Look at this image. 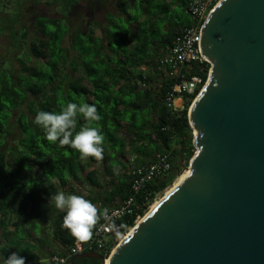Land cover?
I'll use <instances>...</instances> for the list:
<instances>
[{
    "label": "trees",
    "instance_id": "1",
    "mask_svg": "<svg viewBox=\"0 0 264 264\" xmlns=\"http://www.w3.org/2000/svg\"><path fill=\"white\" fill-rule=\"evenodd\" d=\"M111 1L113 9H107L100 24L95 12L99 4L111 7ZM79 2L46 0L61 7L62 17L78 8ZM85 9L88 26L84 32L71 36V53L63 46L69 28L67 20L34 14L33 30L37 36L30 41L28 52L16 58L14 70L10 61L0 63V227L11 225L16 229L32 223L33 217H44L51 195L71 190L84 180L102 191L97 202L99 218L116 200L123 201L128 196L131 156L137 159L133 165L146 164L156 154L171 162L168 175L148 186L152 201L172 182L180 162L188 164L193 155L187 111L206 81L209 65L190 64L179 71L185 79L198 77L201 84L193 94H182V109L173 111L165 96L181 79L180 73L162 63L174 39L195 24L187 13L186 1L90 0ZM15 16L9 26L16 22ZM4 28L5 21L0 19V34ZM26 34L25 30L19 36L23 44ZM24 55L28 58L24 59ZM67 102L96 105L100 120L77 117L75 130L81 126L98 128L104 137L100 158H81L67 145L49 143L43 138L42 129L34 126L37 111L58 112ZM18 109L20 112L11 124ZM13 125L18 135L9 145L7 136ZM83 161L97 167L85 170ZM94 198L97 201V195ZM140 202L141 194L134 214L118 222L110 246L98 254L107 258L117 237L134 226L135 216L144 215L148 205L142 206ZM63 214H58L53 225L54 237L65 255L80 240L61 228ZM74 264L100 261L81 258L75 259Z\"/></svg>",
    "mask_w": 264,
    "mask_h": 264
},
{
    "label": "water",
    "instance_id": "2",
    "mask_svg": "<svg viewBox=\"0 0 264 264\" xmlns=\"http://www.w3.org/2000/svg\"><path fill=\"white\" fill-rule=\"evenodd\" d=\"M198 48L209 69L187 111V175L107 258L69 264H264V0H219Z\"/></svg>",
    "mask_w": 264,
    "mask_h": 264
},
{
    "label": "built area",
    "instance_id": "3",
    "mask_svg": "<svg viewBox=\"0 0 264 264\" xmlns=\"http://www.w3.org/2000/svg\"><path fill=\"white\" fill-rule=\"evenodd\" d=\"M185 1L187 13L194 20L195 24L183 30V32L174 39L171 47L162 60V63L169 66L174 73H180L179 71L183 67L190 64L205 62L198 48L199 34L206 16L219 0ZM179 77L181 78L179 82L176 83L172 91L168 92L165 96L167 106L173 111L182 109V94H193L195 89L201 84L200 79L196 76L185 79L183 74L180 73ZM201 88L202 86L200 89ZM170 171L171 162L166 156L161 154H156L146 164L129 165L127 170V175L129 176L128 196L123 201H118L115 205L108 207L105 212L97 218V223L93 226L92 235L89 239L82 242H75L65 255L51 257V262L53 264H68L69 260L76 255L90 252H104L111 244L113 228L118 226V222L123 218L130 217L134 214L137 197L141 194L140 205H148L149 209L156 202L158 194H155L152 201H149L151 193L148 186L155 180L165 178ZM141 217L142 216L136 215L134 224L137 223Z\"/></svg>",
    "mask_w": 264,
    "mask_h": 264
},
{
    "label": "clouds",
    "instance_id": "4",
    "mask_svg": "<svg viewBox=\"0 0 264 264\" xmlns=\"http://www.w3.org/2000/svg\"><path fill=\"white\" fill-rule=\"evenodd\" d=\"M99 121L100 115L95 104L67 102L58 112L37 111L34 126L43 131V138L49 143L67 145L78 152L81 158H100L104 137L98 128L81 126L75 130L76 119ZM47 204L63 212L61 228L67 229L73 238L84 241L91 237L92 228L97 223V209L91 201L75 194L56 192ZM3 264H25L24 257L13 252Z\"/></svg>",
    "mask_w": 264,
    "mask_h": 264
},
{
    "label": "crops",
    "instance_id": "5",
    "mask_svg": "<svg viewBox=\"0 0 264 264\" xmlns=\"http://www.w3.org/2000/svg\"><path fill=\"white\" fill-rule=\"evenodd\" d=\"M99 1L101 3L103 0ZM105 8L106 6L99 4L95 13L101 14L102 12L103 16L107 11V8ZM56 9H58V6H56ZM98 21L100 24H103V17ZM86 26H88V24H86ZM136 160L135 156L129 158V161L132 164H137ZM83 162L85 164V170L97 167V165L89 164L85 161ZM99 169L101 170V167H99ZM108 179L109 178L106 177L105 180L108 181ZM61 192L66 195L75 194L84 197L92 202L98 213L99 204L97 202L101 199L102 191L90 187L85 180L83 183L72 187L71 190L67 189ZM94 195H97V201L96 198H94ZM16 202V198H14L13 205H15ZM117 202L118 200L114 203L116 204ZM60 212L61 211L49 205L46 215L39 219L33 217L32 223L22 224L16 229L11 225L8 227H0V264H3L7 256L13 252H17L19 256L24 257L25 260L29 261V264H53L50 257L62 256L64 254L63 247L54 237L53 221L57 218ZM7 233L8 235H6Z\"/></svg>",
    "mask_w": 264,
    "mask_h": 264
},
{
    "label": "rangeland",
    "instance_id": "6",
    "mask_svg": "<svg viewBox=\"0 0 264 264\" xmlns=\"http://www.w3.org/2000/svg\"><path fill=\"white\" fill-rule=\"evenodd\" d=\"M9 2L7 4H5L4 6H2L3 3L0 2V12L2 13V17L5 15L7 17H13L14 15H16L17 12H19V6L17 5L16 0H8ZM35 0H29V3H32ZM86 1H90V0H80L79 4H78V8L74 9L73 13H69V17H68V22H69V28H68V32L66 33L64 39H63V46L68 50V53H71V36L75 33H81L84 32L86 29V21L89 18H86ZM41 3L42 0H40ZM28 3V1H27ZM40 3V7L39 10L44 12L45 16L48 18H59V14H61V7L58 6V9H56V7H52V5H49L46 3V5L41 4ZM110 6H107V9H113L112 7V2L110 3ZM30 6V4H29ZM32 6V4H31ZM44 6V7H43ZM105 8V9H106ZM83 15H85V17H83ZM16 17V16H15ZM29 17V14H25L22 16V23L23 22H28L27 18ZM102 19V12L101 14H98L97 20ZM61 24H63V22L61 21ZM25 28L28 29L27 31V35L25 38V42L24 44L22 43L21 39H16L17 36V30L20 28L21 26H17V25H12V26H5L4 30L2 31V33L0 34V63L3 61H10V63L12 64V70H14V68L17 66L16 63V58L17 57H22V54H25V52H28V47H29V43L30 41L36 37V33L34 32V30L32 29L33 26H24ZM23 32V31H22ZM96 35H99L98 32H95ZM13 36H15V40L13 39ZM24 59L28 58V55H24L23 57ZM20 110L18 109L17 111L14 112L13 118L11 120V124H14L15 118L17 117V115L19 114ZM18 135V129L16 126L13 125V130L12 132L7 136V142L10 145L16 138ZM193 136V134H192ZM187 163L185 162H180V164L178 165V170L174 169V179L172 180V182L161 192L157 195L156 197V201H158L164 193H166L177 181V178H179L183 172L186 170L187 168ZM128 232V231H127ZM126 232V233H127ZM125 233V234H126ZM122 234L121 236L117 237L116 239V244L122 239V237L125 235ZM116 246V245H115ZM114 246V247H115Z\"/></svg>",
    "mask_w": 264,
    "mask_h": 264
},
{
    "label": "flooded vegetation",
    "instance_id": "7",
    "mask_svg": "<svg viewBox=\"0 0 264 264\" xmlns=\"http://www.w3.org/2000/svg\"><path fill=\"white\" fill-rule=\"evenodd\" d=\"M27 1H28V3H27ZM9 1L8 0H1V3H3L2 4V6H4L5 4H7ZM16 2H17V5L19 6V12H17L16 13V16H17V18H16V22H12V24L13 25H17V26H21V29L19 28L18 30H17V36H16V39H20L19 38V36H20V33L22 32V31H28V29L27 28H25L24 26H35V20H34V14H36V15H39V16H43V17H45V18H48V17H46L45 16V14H44V12H42V11H40L39 10V8L38 7H40L41 5H40V0H35V1H33L32 3H29V0H16ZM42 2L44 3V5H46L45 4V2L46 1H43L42 0ZM43 3H41V4H43ZM29 4H30V6H29ZM31 4H32V6H31ZM48 4V3H47ZM44 7V6H43ZM52 7H55V6H52ZM75 9V7L74 8H72L70 11L71 12H68V13H73V11L72 10H74ZM66 14V16L65 17H62L60 14H59V19H66L67 20V22H66V24H67V26H69V22H68V17H69V14ZM25 14H29V17L27 18V21L28 22H23L22 23V16L23 15H25ZM15 16V15H14ZM54 18H56V17H54ZM0 19L2 20V21H5V26H8L9 25V23L12 21L11 20V17H7V16H3L2 17V13L0 12ZM49 19H52V18H49ZM12 26V25H11ZM25 29V30H24ZM33 29V28H32ZM27 35V34H26ZM26 38V37H25Z\"/></svg>",
    "mask_w": 264,
    "mask_h": 264
},
{
    "label": "bare ground",
    "instance_id": "8",
    "mask_svg": "<svg viewBox=\"0 0 264 264\" xmlns=\"http://www.w3.org/2000/svg\"><path fill=\"white\" fill-rule=\"evenodd\" d=\"M187 175V169L183 172V174L179 177V178H177V181H176V183L178 182V181H180L181 179H183L185 176ZM175 183V184H176ZM174 184V185H175ZM173 185V186H174ZM105 264H107V260L105 261Z\"/></svg>",
    "mask_w": 264,
    "mask_h": 264
}]
</instances>
